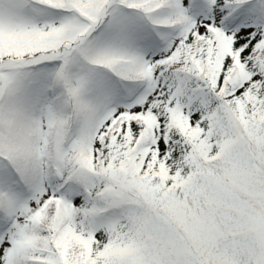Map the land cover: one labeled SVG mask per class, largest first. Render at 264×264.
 <instances>
[{"label": "snow or ice", "instance_id": "snow-or-ice-1", "mask_svg": "<svg viewBox=\"0 0 264 264\" xmlns=\"http://www.w3.org/2000/svg\"><path fill=\"white\" fill-rule=\"evenodd\" d=\"M0 264H264V0H0Z\"/></svg>", "mask_w": 264, "mask_h": 264}]
</instances>
